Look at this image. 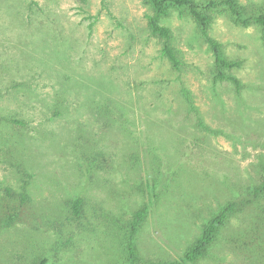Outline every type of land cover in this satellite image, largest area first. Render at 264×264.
<instances>
[{
  "label": "rangeland",
  "instance_id": "1",
  "mask_svg": "<svg viewBox=\"0 0 264 264\" xmlns=\"http://www.w3.org/2000/svg\"><path fill=\"white\" fill-rule=\"evenodd\" d=\"M233 1L252 14L264 0ZM204 13L238 90L215 80L185 11L160 19L175 69L146 0H0V264H129L143 206L139 259L175 261L229 202L239 211L193 264H264V36ZM22 196L29 213L5 225Z\"/></svg>",
  "mask_w": 264,
  "mask_h": 264
},
{
  "label": "trees",
  "instance_id": "2",
  "mask_svg": "<svg viewBox=\"0 0 264 264\" xmlns=\"http://www.w3.org/2000/svg\"><path fill=\"white\" fill-rule=\"evenodd\" d=\"M147 4L152 9V14L147 17V28L150 34L159 40L163 41L162 55L171 63L173 68H179V62L176 58L175 52L169 45L170 32L169 29L160 24V19L165 17L169 7L176 8L181 11H185L191 16L197 25L200 27L201 35L205 38V41L212 50L214 64H215V80L218 81H230L239 89L240 84L238 81L226 74V70L238 68L240 65L238 62H231L226 60L220 52L219 45L212 41L207 35L208 17L204 11L207 9L215 10L219 7L227 8L230 14L234 18V22L243 27H247L251 24L258 26L264 36V1L263 6L260 9H256L254 13L248 14L244 7L236 5L233 0H222V1H208L205 5L196 4L193 0H146ZM154 186L152 188L153 197H155ZM264 192V181L261 186L255 189V195L262 194ZM18 207L15 209V213L10 215L5 225L20 218L19 216H26L29 213L28 208L25 207L27 201L24 196L21 197ZM82 205L81 199H75L69 205L70 214L73 218H78L80 214V208ZM240 206L235 202H229L222 206L216 213L210 216L206 223L201 227L198 237L190 244V246L183 252L182 256L175 261L170 262H149L143 263L139 259L135 247V237L144 222L148 209L146 206L141 207L137 210L130 218L127 230L123 237V246L125 248L127 259L129 264H193L198 259L204 256L209 245L212 243L218 230L224 226L227 220L238 212ZM27 211V212H26ZM31 217V216H29Z\"/></svg>",
  "mask_w": 264,
  "mask_h": 264
}]
</instances>
